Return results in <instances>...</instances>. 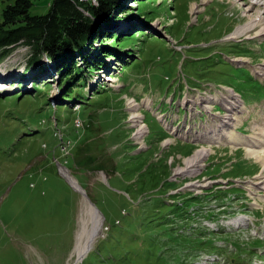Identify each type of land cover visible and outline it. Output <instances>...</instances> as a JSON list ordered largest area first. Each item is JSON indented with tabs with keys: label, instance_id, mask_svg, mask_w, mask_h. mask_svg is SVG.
<instances>
[{
	"label": "rangeland",
	"instance_id": "1",
	"mask_svg": "<svg viewBox=\"0 0 264 264\" xmlns=\"http://www.w3.org/2000/svg\"><path fill=\"white\" fill-rule=\"evenodd\" d=\"M52 1L32 0L31 14H47ZM126 5L135 9L107 29L135 37L129 54L116 49L104 68L84 72L70 100L45 56L43 70L29 67L26 45L0 57V264H264L263 161L244 144L264 141V35L231 39L251 23L249 6ZM234 99L246 103L234 123L244 141L203 140ZM206 149L201 163L178 173ZM85 199L102 226L79 261Z\"/></svg>",
	"mask_w": 264,
	"mask_h": 264
},
{
	"label": "trees",
	"instance_id": "2",
	"mask_svg": "<svg viewBox=\"0 0 264 264\" xmlns=\"http://www.w3.org/2000/svg\"><path fill=\"white\" fill-rule=\"evenodd\" d=\"M5 1L7 4L3 6L0 20L1 59L9 57L17 46L26 45L32 51L29 67L38 65L39 70H43L45 65L58 71L67 90L63 98L66 101L74 96L80 83L82 86L86 84L84 72L92 73L104 68L106 58L119 55L116 49L129 54L124 48L130 47L135 37H122L107 27L135 9L132 5L127 6L126 2H137L138 8L144 3V0H53L47 14L33 15L32 0ZM96 42L100 43L99 47L94 45ZM89 47L94 50L100 48L103 55L88 53ZM44 56L47 65L40 63ZM76 57L79 58L77 61ZM128 60L122 58L125 63Z\"/></svg>",
	"mask_w": 264,
	"mask_h": 264
},
{
	"label": "bare ground",
	"instance_id": "3",
	"mask_svg": "<svg viewBox=\"0 0 264 264\" xmlns=\"http://www.w3.org/2000/svg\"><path fill=\"white\" fill-rule=\"evenodd\" d=\"M243 1H244V5H243L244 7L249 6V9L245 10V12L247 13V16L249 18L251 17L250 18L251 23L249 25H246L245 29H243V31L237 32L236 35H233L234 37L231 39H237L241 35L247 34L253 30L257 33L256 36L264 35V17H263L264 16V0H243ZM260 10L263 11V16H261V14H259V12L261 13ZM254 11L257 14H259L258 16H256L257 18L256 17L253 18V16L248 15L249 13L252 14ZM0 88H2L3 90L6 89V87L2 86L1 83H0ZM225 90H227V89H225ZM227 91H229V90H227ZM189 100L190 99H187V101H189ZM227 101H230V100L227 99ZM227 109H228V112H227L226 116L225 117L220 116L221 120L217 125H215L213 128H211L212 126L207 127V129L204 132V134L205 133L206 134L202 135V137L198 135V137L204 138L203 140L220 141V139H222V140H225L224 143L231 142V143H237V145L241 144L244 140L242 141V139L239 136H236L237 134L235 135V132H237V131H236V128L234 127V125H235L234 123L237 122L236 121L237 118H235V112H237V111L242 112V111H244V108L240 109L239 102L235 100L233 102L232 101L230 102V106L227 107ZM137 118H139V116ZM262 135H263V132H262ZM245 141H247V142H245ZM245 141H244V144L249 145V147H247L248 153L251 156L256 157L259 160L263 161V168H264V159L260 158V155H259L260 151H258V148H259L258 146L259 145H260V147H261V145L263 146L264 141L263 140H258V142H253L251 140H245ZM252 144H253V146H252ZM262 149L263 148L261 147V150ZM208 153H209V150H207V149L206 150H200L191 159L186 160V162H185L186 168L183 170H180L178 173L183 174L184 172L191 170V168L196 167V165H198L199 163H201L204 160V158L208 155ZM61 171L64 175H66L67 172L63 167H62ZM261 172H262V170H261ZM254 183L257 184V182H254ZM74 184H76V181L74 182ZM192 186L194 187L195 185L193 184ZM75 188L80 189L84 193V190H82V188L79 185H76ZM99 213L100 212L88 201V199H85V204H84V208L82 211L80 227H79V232H78V240H77L76 248L74 251L75 255L79 261L82 260L86 256V254L89 252V250L91 248V245L94 243V241L98 237V233H99L100 228L102 226V220L100 217L101 214H99Z\"/></svg>",
	"mask_w": 264,
	"mask_h": 264
},
{
	"label": "water",
	"instance_id": "4",
	"mask_svg": "<svg viewBox=\"0 0 264 264\" xmlns=\"http://www.w3.org/2000/svg\"><path fill=\"white\" fill-rule=\"evenodd\" d=\"M86 193V192H85Z\"/></svg>",
	"mask_w": 264,
	"mask_h": 264
}]
</instances>
